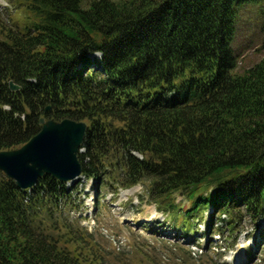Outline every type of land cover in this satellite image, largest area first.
Returning a JSON list of instances; mask_svg holds the SVG:
<instances>
[{
    "label": "trees",
    "instance_id": "obj_1",
    "mask_svg": "<svg viewBox=\"0 0 264 264\" xmlns=\"http://www.w3.org/2000/svg\"><path fill=\"white\" fill-rule=\"evenodd\" d=\"M16 1L36 21L0 27V151L42 118L86 122L83 175L142 185L180 236H209L191 260L218 264L215 227L235 246L249 222L264 244V58L236 73L232 47L239 8L261 0ZM78 197L51 176L21 190L0 171V264H113L63 217ZM198 223L206 234L191 233Z\"/></svg>",
    "mask_w": 264,
    "mask_h": 264
},
{
    "label": "rangeland",
    "instance_id": "obj_2",
    "mask_svg": "<svg viewBox=\"0 0 264 264\" xmlns=\"http://www.w3.org/2000/svg\"><path fill=\"white\" fill-rule=\"evenodd\" d=\"M87 6L88 3L85 2L84 7ZM239 9L232 47L239 60L236 73H243L264 58V0ZM35 21L36 17L25 7L19 6L16 0L13 3L9 0H0L1 28L5 29L7 26V28L23 30L25 27H31ZM113 185L117 186L115 181L109 187L104 186L100 190L94 186L93 190L86 192V195L82 194L78 211L68 215L69 206H67L63 213L64 218H69L76 224H78L76 221L80 220L79 226H84L93 233L94 239L100 243L104 253L108 254L107 258L113 264H128L131 261L133 264H211L205 258L202 259L203 261L191 260L188 253L197 258L201 252H206L209 236L199 237L194 243L191 242L193 238L191 240L172 238L170 221H165V216L150 202L143 186L113 192ZM98 199L99 205L96 203ZM182 199L183 197H179L178 202ZM185 203L184 207L188 208L189 203ZM78 213H83L84 219L79 217ZM154 222L161 226L156 231L145 230L143 227L148 225L150 229L152 225L154 229ZM206 230V224L202 223L191 233L200 236L202 233L206 234ZM241 230L234 246L232 239L227 236L228 232L224 236L218 235L215 228L212 240L218 246L214 245L211 256L217 258L218 264L263 263V246L259 247L256 256L249 258L252 262H245V251L254 246L252 234H256V231L249 222ZM118 253L129 256L130 260L117 261Z\"/></svg>",
    "mask_w": 264,
    "mask_h": 264
},
{
    "label": "water",
    "instance_id": "obj_3",
    "mask_svg": "<svg viewBox=\"0 0 264 264\" xmlns=\"http://www.w3.org/2000/svg\"><path fill=\"white\" fill-rule=\"evenodd\" d=\"M12 91L20 90L13 81ZM41 130L20 148L0 151V171L21 190H31L38 181L51 176L66 183L82 174L79 160L87 124L72 119H41Z\"/></svg>",
    "mask_w": 264,
    "mask_h": 264
}]
</instances>
